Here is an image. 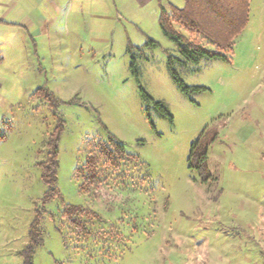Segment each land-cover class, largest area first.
Wrapping results in <instances>:
<instances>
[{"label":"rangeland","instance_id":"rangeland-1","mask_svg":"<svg viewBox=\"0 0 264 264\" xmlns=\"http://www.w3.org/2000/svg\"><path fill=\"white\" fill-rule=\"evenodd\" d=\"M18 4L27 29L0 28V264H23L37 215L33 264H263L250 236L264 227V0H250L226 61L176 64L203 89L187 95L160 28L185 0ZM60 125V197L46 202L41 163ZM109 134L136 162L125 179L108 163V181L86 184L87 144ZM203 137L215 141L200 172L189 159ZM67 205L96 214L79 216L85 233Z\"/></svg>","mask_w":264,"mask_h":264},{"label":"trees","instance_id":"trees-1","mask_svg":"<svg viewBox=\"0 0 264 264\" xmlns=\"http://www.w3.org/2000/svg\"><path fill=\"white\" fill-rule=\"evenodd\" d=\"M250 0H185L182 9L174 8L170 14L162 11L160 28L168 39H170L180 57L171 53L167 54L168 66L173 81L184 94L203 90L202 88H190L185 85L176 70V64H198L203 59L227 60L224 54L232 49L234 40L242 33L249 21ZM149 44L156 42L149 40ZM132 69L135 70V59L133 56ZM145 100L152 99L144 92ZM159 110L171 119L166 108L161 103H155ZM62 125L58 127L48 142V152L44 162L41 163L43 180L48 187L45 201L48 202L60 197L56 188L58 181V144L62 132ZM215 139L207 137L201 139L192 147L189 159L190 169L203 172L206 170L209 148ZM88 155L85 164L77 169V176H84L85 183L95 186L102 181H108L105 171L106 165L121 167L124 179L129 177V165L136 162L133 156L127 155L125 147L111 134L107 142L90 140L87 144ZM120 170V168H119ZM94 216L90 210L67 205L64 218L82 233L86 232L85 225L80 221V215ZM29 244L21 252L23 264H33L36 248L44 243L43 231L41 229L40 216L31 225L29 232Z\"/></svg>","mask_w":264,"mask_h":264},{"label":"crops","instance_id":"crops-1","mask_svg":"<svg viewBox=\"0 0 264 264\" xmlns=\"http://www.w3.org/2000/svg\"><path fill=\"white\" fill-rule=\"evenodd\" d=\"M19 7L18 0H0V28L3 24H12V26H22L23 29H27L28 20L24 17L19 18L18 14L14 13ZM3 8L6 10L3 11ZM28 18V17H27ZM25 19V20H24ZM2 29H0L1 31ZM264 225V223H263ZM251 240L257 242L258 247L262 248V263L264 264V227L258 228L254 231L253 235L250 236Z\"/></svg>","mask_w":264,"mask_h":264}]
</instances>
